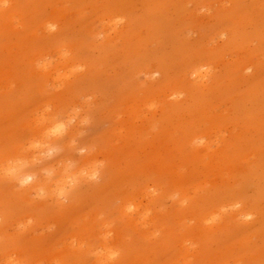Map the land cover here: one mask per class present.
Returning a JSON list of instances; mask_svg holds the SVG:
<instances>
[{
  "label": "rangeland",
  "instance_id": "1",
  "mask_svg": "<svg viewBox=\"0 0 264 264\" xmlns=\"http://www.w3.org/2000/svg\"><path fill=\"white\" fill-rule=\"evenodd\" d=\"M0 264H264V0H0Z\"/></svg>",
  "mask_w": 264,
  "mask_h": 264
},
{
  "label": "clouds",
  "instance_id": "2",
  "mask_svg": "<svg viewBox=\"0 0 264 264\" xmlns=\"http://www.w3.org/2000/svg\"><path fill=\"white\" fill-rule=\"evenodd\" d=\"M88 100H90L91 98H87ZM65 125L63 123H58L56 124L54 127L48 129L46 131L47 135H58L60 134L63 130H64ZM29 150H35V149H40L43 148L44 145L40 144L38 141L33 142L32 144H30L29 146ZM21 167H23V165H21ZM17 169L15 167H10L8 169V173L12 174L16 171ZM32 179L31 176H27L25 177L24 180L20 181L21 185L26 184L27 182H29Z\"/></svg>",
  "mask_w": 264,
  "mask_h": 264
}]
</instances>
